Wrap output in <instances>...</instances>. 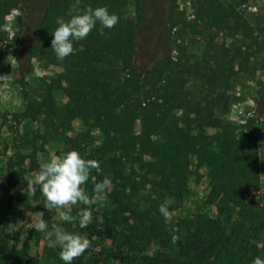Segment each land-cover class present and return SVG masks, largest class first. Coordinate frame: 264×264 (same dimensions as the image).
Returning <instances> with one entry per match:
<instances>
[{"label": "rangeland", "instance_id": "374dc122", "mask_svg": "<svg viewBox=\"0 0 264 264\" xmlns=\"http://www.w3.org/2000/svg\"><path fill=\"white\" fill-rule=\"evenodd\" d=\"M48 1L16 0V7L0 17V236L10 244L15 231L19 230L18 247L26 249L36 264H65L59 256L60 246L54 234L57 226L91 241V247L72 264H150L141 256L158 258L162 253L175 258L177 240L166 247L153 242L143 251L124 243L123 232L131 219L129 212H120L121 206L112 201L114 174L110 169L109 152L100 149L103 138L98 128H88L83 120L75 118L71 123L72 130L55 131L52 127H44L41 116L36 119L22 116L25 97L38 98L45 83L62 71V67L46 66L44 61L30 55ZM220 2L229 9L240 11L247 31L228 26L217 31L205 25L195 19L190 0L173 3L148 0L146 19L137 30L134 65L143 73L169 54L175 68L181 67L188 73L186 87L197 95L202 96L210 91V87L215 88L212 96L219 101L220 107L225 99L220 92L225 90L228 107L215 109L221 121L233 123L239 132H255L261 180L245 194L243 205L234 207L229 215H219L206 201L212 185L207 167L193 159L183 198L176 203L177 207L169 209L170 218H166L171 233L178 240L184 234L178 225L180 220L194 218L198 212L220 218L230 236V244L229 251L214 264H252L255 257L264 258V0ZM124 13L134 18V0H129ZM206 76H213V79L208 81ZM224 82L226 86L221 88ZM53 94L58 104L66 101L60 88H53ZM175 112L181 114L179 110ZM216 131L205 127L195 132L211 134ZM37 133L45 135V143L36 137ZM42 145L43 150H39ZM33 146L37 150L38 167L30 170L28 159L19 163V154L31 152ZM70 149H76L86 159H95L100 164L99 171L93 169L84 185L86 193L96 202L92 205V221L83 229L78 220L74 223L60 220L59 212L66 209L44 207L45 197L39 190L34 196L27 192V181L34 178L41 164L51 155ZM146 157L151 159L152 155ZM126 164V173L137 180L138 187L130 192L133 200L141 204L143 198L155 197L159 191L152 183L143 185L140 170L132 168L129 162ZM105 177L111 180L112 186L107 199H98L93 192L94 184ZM162 199L164 204H175L168 196ZM83 207L73 206L72 214L76 215ZM43 208L47 210L43 211ZM41 213L48 224L44 232L35 229ZM99 217L103 218V224Z\"/></svg>", "mask_w": 264, "mask_h": 264}, {"label": "trees", "instance_id": "16d2710c", "mask_svg": "<svg viewBox=\"0 0 264 264\" xmlns=\"http://www.w3.org/2000/svg\"><path fill=\"white\" fill-rule=\"evenodd\" d=\"M74 2L49 0L45 5L30 55L44 61L46 66H60L62 71L45 83L38 98L25 97L22 116L30 119L41 116L44 127L55 131L72 130L75 118L83 120L88 128L99 129L103 138L100 149L109 152L114 174L112 201L121 206L120 212H129L131 219L123 232L124 243L143 251L153 242L166 247L173 241L174 235L159 207L164 204L163 196L175 203L168 205L169 209L177 207L193 159L207 167L212 185L206 201L219 215H229L234 207L243 205L245 194L261 180L259 153L255 132H239L233 123L216 116V108L228 107L225 90L220 92L225 97L220 107L212 96L215 88L197 95L186 87L188 73L181 67L175 68L169 54L146 72L136 70L137 30L146 19L148 0H134V18L124 13L129 0H81V8L107 6L119 16V23L112 29L105 28L103 35L97 23L86 39L74 42L72 55L59 60L51 49L52 33L57 18L69 19L68 12ZM190 2L195 19L217 31L226 26L248 30L240 11L225 7L220 0ZM16 5V0L0 2V17ZM206 77L208 81L213 79ZM225 86L224 82L221 88ZM55 87L66 96L63 104L55 100ZM205 127L217 131L195 132ZM36 135L45 143L43 133ZM34 146L31 152L19 154V163L28 159L30 170L38 167ZM148 154L152 155L151 159L146 157ZM127 162L140 170L143 185L152 183L159 191L155 197L143 198L141 204L133 200L130 192L138 186L136 178L126 173ZM178 225L184 234L177 240L175 258L162 253L158 258L145 255L141 259L150 264H214L229 251L230 236L220 218L198 212L196 217L182 219ZM18 235L16 230L10 244L0 236V264H36L26 249L18 247Z\"/></svg>", "mask_w": 264, "mask_h": 264}, {"label": "clouds", "instance_id": "9594fccd", "mask_svg": "<svg viewBox=\"0 0 264 264\" xmlns=\"http://www.w3.org/2000/svg\"><path fill=\"white\" fill-rule=\"evenodd\" d=\"M68 16L67 20L57 18V27L52 33L51 49L61 61L74 53V42L86 39L97 23L101 26L100 34L103 35L105 28H114L120 19L115 12H110L107 6L93 8L85 5L81 8V0H75L69 9ZM99 168L100 164L97 160L86 159L76 149L53 154L41 164L34 178L27 181V192L34 196L39 190L45 197L44 207L66 209L59 212L60 220L67 223L78 220L79 227L83 229L92 221V205L96 202L86 193L84 185L91 171L93 169L99 171ZM111 186V180L105 177L94 184L93 192L98 199H107ZM77 205L84 207L73 215L72 208ZM159 212L165 218H170L167 204H161ZM98 219L103 224V218ZM47 228L48 224L41 213L35 229L44 232ZM54 234L60 246L59 256L65 264H72L91 247V241L88 238L68 232L63 227L57 226ZM173 240H178V237L174 236ZM252 264H264V258L257 256Z\"/></svg>", "mask_w": 264, "mask_h": 264}]
</instances>
